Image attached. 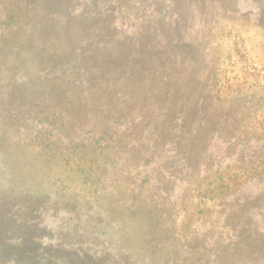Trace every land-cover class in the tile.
<instances>
[{"label": "rangeland", "instance_id": "obj_1", "mask_svg": "<svg viewBox=\"0 0 264 264\" xmlns=\"http://www.w3.org/2000/svg\"><path fill=\"white\" fill-rule=\"evenodd\" d=\"M242 19L238 0H0V264H264Z\"/></svg>", "mask_w": 264, "mask_h": 264}, {"label": "crops", "instance_id": "obj_2", "mask_svg": "<svg viewBox=\"0 0 264 264\" xmlns=\"http://www.w3.org/2000/svg\"><path fill=\"white\" fill-rule=\"evenodd\" d=\"M238 10L245 27L253 32L250 34L257 44L248 43L249 53L259 55V61L264 66V0H238Z\"/></svg>", "mask_w": 264, "mask_h": 264}, {"label": "trees", "instance_id": "obj_3", "mask_svg": "<svg viewBox=\"0 0 264 264\" xmlns=\"http://www.w3.org/2000/svg\"><path fill=\"white\" fill-rule=\"evenodd\" d=\"M33 258H32V261L31 260H25V261H23V262H20V263H16V264H39V263H37L36 261L35 262H33ZM17 261V260H16ZM3 264H13L11 261H8V262H6V263H3Z\"/></svg>", "mask_w": 264, "mask_h": 264}]
</instances>
